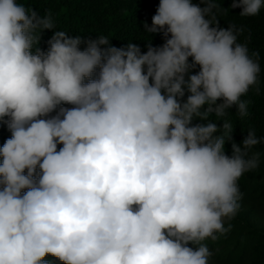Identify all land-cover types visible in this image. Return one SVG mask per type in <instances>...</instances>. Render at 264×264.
<instances>
[{"label":"clouds","instance_id":"obj_1","mask_svg":"<svg viewBox=\"0 0 264 264\" xmlns=\"http://www.w3.org/2000/svg\"><path fill=\"white\" fill-rule=\"evenodd\" d=\"M202 3L160 0L144 31L164 43L146 52L60 30L44 51L51 13L0 0V264H209L262 143L209 117H246L261 68L217 0Z\"/></svg>","mask_w":264,"mask_h":264},{"label":"trees","instance_id":"obj_2","mask_svg":"<svg viewBox=\"0 0 264 264\" xmlns=\"http://www.w3.org/2000/svg\"><path fill=\"white\" fill-rule=\"evenodd\" d=\"M19 2L28 9L36 10L41 16L50 12L52 18L54 15L53 19L59 15L56 20L65 22L63 25L54 20L55 29H47L42 32L39 47L44 51L48 50L47 41L53 36L55 30L65 31L72 36L80 35L85 40L93 39L94 36H96L94 39H97L104 32L102 36H109V40L113 37L110 40L113 46L117 47L120 44V47H124L132 42L138 44L144 52L147 51L146 44L148 42H152L153 46H160L164 43L162 34H154V36L144 31V23L147 22L151 25L152 17L156 14L160 0H19ZM232 2L233 0H217L220 8V11L216 13L219 25L225 29L229 25L243 29V33L238 37V42L247 44L250 53H259L261 71L258 84L252 86L249 92L241 97L242 100L248 102L246 117L238 116L234 106L228 110L224 118L211 115L209 119L216 122L218 126L223 124L221 119L230 121L233 124V139L241 146L249 130H254L257 137L262 138V143L255 146L250 152V155L259 153V167L243 174L238 181L243 194L239 201L240 208L237 215L231 220H226L224 225L225 227L231 225V230L224 235L217 234L218 239L213 241L209 238L205 243L213 253L209 258V264H264V7L256 16L242 17L239 15L242 9L231 8ZM192 3L201 7L205 6L202 0H192ZM97 10L99 12H96ZM97 13L99 14L97 15ZM99 15L100 19H98ZM84 47L86 45H83L81 50ZM198 70L197 67L192 74ZM188 94L186 92L183 98L185 101ZM220 102L222 101H218V103ZM193 123H204V121L196 119ZM1 126L2 124H0V129ZM225 152L229 156L232 155L230 141L225 145ZM189 246L194 247L192 244ZM46 259L52 261L53 264H63L58 258L50 255Z\"/></svg>","mask_w":264,"mask_h":264},{"label":"bare ground","instance_id":"obj_3","mask_svg":"<svg viewBox=\"0 0 264 264\" xmlns=\"http://www.w3.org/2000/svg\"><path fill=\"white\" fill-rule=\"evenodd\" d=\"M100 9H101V8H100ZM100 9H99V10H100ZM108 11H110V10H108ZM96 12H99V11L97 10ZM113 12H114V11H113ZM55 13H56V12H55ZM58 13H59V12H58ZM102 13H104V12H102ZM111 13H112V12H111ZM52 14H54V13H52ZM98 14H99V13H97V15H98ZM97 15H96V16H97ZM105 15H106V14H105ZM58 16H59V15H56V18H57V19L59 18ZM101 16H103V15H101ZM113 16H114V15H113ZM113 16H112V17H113ZM98 17H99L98 19H100V15H99ZM53 18H54V15H53ZM56 18L53 19V20H55V22H56V21L58 22L59 20H56ZM110 18H111V16H110ZM110 18H108V19H110ZM115 18H116V16H115ZM112 19H114V18H112ZM103 20H105V18H103ZM103 20H101V21L103 22ZM99 21H100V20H99ZM59 22L62 23V24L65 23V22H62L61 20H60ZM104 22H105V21H104ZM106 22H107V21H106ZM63 25H65V24H63ZM86 25H87V24H86ZM59 26H60V25H59ZM59 26H57V27H59ZM107 26H108V24H107ZM105 27H106V26H105ZM64 28H65V26H64ZM64 28H63V29H64ZM108 28H109V27H108ZM110 28H111V27H110ZM60 29H61V28H60ZM97 29H98V28H97ZM81 31H82V30H81ZM100 31H101V30H100ZM100 31H99V32H100ZM103 31H104V29H103ZM89 32H90V31H89ZM108 32H110V31H108ZM100 33H101V32H100ZM105 33H106V31H105ZM96 34L98 35V33H96ZM96 34H94V35H96ZM103 34H104V32L102 33V35H103ZM145 34H146V33H145ZM148 34H149V33H148ZM99 35H101V34H99ZM102 35H101V36H102ZM149 35H150V34H149ZM156 35H157V34H156ZM91 36H92V35H91ZM154 36H155V35H154ZM161 36H162V35H161ZM95 37H96V36H94V38H95ZM108 37H109V36H108ZM156 37H157V36H156ZM86 38H88V37H86ZM92 38H93V36H92ZM94 38H93V39H94ZM112 38H113V37H112ZM112 38H110V40H111ZM90 39H91V38H90ZM158 39H160V38H158ZM86 40H87V39H86ZM115 40H116V39H115ZM117 40H118V39H117ZM113 42H114V41H113ZM116 42H117V41H116ZM118 42H119V41H118ZM161 42H162V40H161ZM82 46H83V45H81V47H82ZM115 46H116V45H115ZM117 47H120V44H119V46L117 45Z\"/></svg>","mask_w":264,"mask_h":264}]
</instances>
